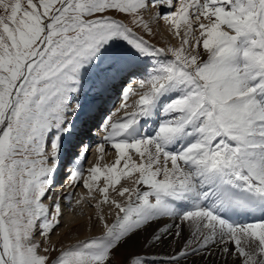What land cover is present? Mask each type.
<instances>
[{
  "label": "snow or ice",
  "instance_id": "snow-or-ice-1",
  "mask_svg": "<svg viewBox=\"0 0 264 264\" xmlns=\"http://www.w3.org/2000/svg\"><path fill=\"white\" fill-rule=\"evenodd\" d=\"M160 21L178 46L145 38ZM122 74L142 75L145 90L133 111L104 120L97 150L110 143L114 163L84 176L85 145L68 173L99 192L101 233L57 250L48 240L61 203L44 200L74 146L75 97ZM122 178L133 186L117 189ZM153 223L147 244L182 247L123 264H264V0H0V264H114Z\"/></svg>",
  "mask_w": 264,
  "mask_h": 264
},
{
  "label": "bare ground",
  "instance_id": "bare-ground-1",
  "mask_svg": "<svg viewBox=\"0 0 264 264\" xmlns=\"http://www.w3.org/2000/svg\"><path fill=\"white\" fill-rule=\"evenodd\" d=\"M151 26H152V28L154 30V33H155L156 32V26L159 27V25L156 24V23H153ZM158 27H157V29L159 30ZM177 40H178V44L176 46H178L179 43H180V41H179L178 38H177ZM154 42L157 44L155 46H157V47L159 46L160 47V46H162V44L165 45L166 39L163 36H161V38L155 40ZM156 62H157L156 60H150L147 63V65L150 66L149 69L151 68L152 64H154ZM125 76L128 77V75L122 74L121 76H118L119 78L116 77L118 79H114V80L110 81L109 82V88H108L109 91L112 90V93L113 94L116 93V91L118 90V88H116L117 87L116 84L119 85L120 84V81H122V77H125ZM140 79H142V78H140L139 75H136L135 78H134V80L132 81L133 83L130 84V85L132 87H136V86L137 87H140L139 84L137 83L138 80H140ZM89 84L90 85H88L87 87L85 86L83 92L81 93L84 98H89L90 97V100H88L87 104L89 102H91V100L94 98V96H93V95H95L94 90H96L94 88V86H91V82ZM90 95H92V96H90ZM83 97H81L80 94H79V95H77L75 97V100H78L80 102L81 100L84 99ZM128 98H129V94H128V97H127L126 100H124L122 98V103H125L126 101H128ZM137 100H138V97L136 98L135 101H137ZM119 109H122V108L119 107ZM97 110H98V107H97ZM133 110L134 109H132V110H125V111L121 112L119 116L113 117L112 118V121L119 120L121 117H123L125 115V113H130ZM109 113H110V110H109ZM104 114H105V112L103 113V115ZM98 117H99V111H97L96 114L94 113L91 116V120L90 119L89 120L87 119V121L85 120L86 122H84V125L82 124L83 126L80 127L79 133L77 134V137L75 138V142L77 143V146H82V143L81 142H82L83 139L87 140L88 135L90 134V130L87 131L86 130V127L88 126L87 128L90 129V127L96 126L98 124V121H97L98 120ZM156 119H157L156 117H153V119L150 120V121L153 122ZM156 126H157L156 123H154V125H152V126H149V128H147V130L145 131V133H151V132H153V130H154V128ZM76 127H78V125ZM106 134L100 136V139H98V143H100V144L104 143V136ZM106 146H109L110 147L111 145H110V143H105L104 149L106 148ZM97 149H98V147H97ZM65 150H66V146H65ZM132 155H133V159H135V153H133ZM115 158H116V153L110 159L109 162H106L104 160V158H103L102 152H98V150H97V158H96V161H95V163H94L93 166H99V167H101L103 169L105 166H110L111 164H113L114 161H115ZM61 161H62V156H61ZM137 162H138V157H137ZM79 166L82 168V166L80 164H79ZM67 176H68V174H66L65 177H67ZM63 178H64V174H61L60 175V167H59L58 172L55 175V183L57 182L58 185H61L60 190L57 191L54 194L52 193V188H53V186L55 184L54 183L52 185L50 191H49V194H48L49 196L52 197V199H51V201L47 199L46 202H45V204L54 203L57 200L59 202H61V205H62L61 210H63V214H62L63 221L61 220L62 221V226L60 227V225H59L60 228L57 227L58 233H60L59 237H62L63 239H66V237H67V235H65L66 234V230L67 231H68V229L69 230L70 229H73L74 230L75 228H77L78 233H77L76 236H74V238H72L74 240H80V239H84V238L89 237V236L92 237V236L100 235V233H101V225H99L97 223V216H98V214L100 212V209H96V213H92L90 215L89 222H87L88 220H82V218H81L80 215L77 216L76 214L81 211V208L79 206L80 203L77 204L76 201L77 200H80V201L84 200V195L81 194L82 195L81 196L79 194V197H77L76 195L74 196V191L77 190L76 187H73L72 186V184H71V182H70L69 179H68V183L66 185H64L63 184L64 181L62 182V179ZM123 179L124 178H122L121 180H123ZM129 180L131 181V184H132V180L131 179H129ZM99 186L100 187H103V180H101L99 182ZM132 186H133V184H132ZM123 187H125V186H123ZM119 188H121V187H118L117 189H119ZM93 194L94 195H97V197H99V199H100V195H99V192L98 191L93 192ZM65 196L67 197V200H62V198L65 197ZM113 196H115L116 198L118 197V195H117L116 192H115V194ZM118 199H121V198L118 197ZM102 210H103V214L107 218H109V220H111V217L109 216V212L110 211L114 212L115 210L114 209H110V208H104V206H102ZM74 216H76V217H74ZM69 217H71V220H73V221L68 223L66 221H67V219L70 220ZM61 221H60V223H61ZM168 223L171 224L172 221L169 220ZM163 226H164V224H163V222H161L160 223V227H163ZM86 227H88V229ZM156 227H157V225L155 223H153L152 227L148 228L147 231H142L139 234L138 237H134L135 243H129L128 246H130L131 244H133L135 246V248L137 249V253L140 252V251H142V253H143L142 255L149 256L148 259H151L152 257H155L157 260H158V258H162L166 254H171L172 252H174L178 248L182 247V244H183V241L182 240L181 241H178L176 243H170L169 240H165L162 243L161 242H154L152 244H147V241L148 240H151V234L153 233V230ZM185 236H187V232H185ZM59 237L55 236V238L53 240H58ZM69 238L70 237H68L67 239H69ZM220 263L222 264V262H219V264ZM180 264H205V262L203 260H201V258L199 256H189L186 261L185 260H181L180 261Z\"/></svg>",
  "mask_w": 264,
  "mask_h": 264
},
{
  "label": "rangeland",
  "instance_id": "rangeland-1",
  "mask_svg": "<svg viewBox=\"0 0 264 264\" xmlns=\"http://www.w3.org/2000/svg\"><path fill=\"white\" fill-rule=\"evenodd\" d=\"M144 15H145V19H148V13H145ZM158 25H159V27L156 26V32H155L154 36L148 37L146 35L145 38L149 39V42L151 44L157 45L154 41L159 39V38H161V36H163L166 39V43H165V45L162 44V46H160V47H168V46H173L174 47V46H176L178 44V40L172 34V32H170L168 30V26L165 25L163 23V21L159 22ZM157 27L159 28V30L157 29ZM147 67H150V66L147 65ZM128 80H131V79H129V77H128V79L124 78V80L120 81L119 85L116 84L117 85L116 88H118V90L114 94L111 92L112 93V94H110L111 98L108 99L106 107L103 106V103L106 101V99H104L105 101L104 100H100L99 101L98 110L99 111H100V109H103V110L99 113V117H98V120H97L98 124L96 126L90 127V129L89 128L86 129L87 131L90 130V134L88 135L87 140H85V139L82 140V142H81L82 146H77V143H75L74 144V145H76L75 148L74 147H70V149L72 150V151H70L71 155H72V153H76L78 155L79 152L82 150V148L85 145H87L86 159H83L81 161L82 169L84 170V176L88 175L87 170L89 168H91L94 165L95 161H96V158H97V147L100 144V143H98V139H100L101 135L106 134V132L103 130V124H104L105 118L111 116V120H112L113 117L119 116L121 112H123L125 110L134 109L135 108V103H136V101H135L136 98L138 97V99H139V95L142 94L143 90H145L144 88L137 87V86L136 87H131L129 85L130 82ZM125 88L130 89L128 101H126L124 103V104L128 105V107H124V109L123 108L119 109V107L121 106V103H122L123 90ZM80 96L83 97L82 94H80ZM90 96H92V95H90ZM86 99L88 101V100H90V97L89 98H84L83 100L80 101V103L84 102ZM74 103H75V100H74ZM117 109H119V111H117ZM109 110H110V113H109ZM83 111H85V110L82 107V109L79 112V114L75 116V119L79 118L80 115H81V112H83ZM103 111L105 112L104 115L102 114ZM114 154H115V150L112 149L111 146L110 147L106 146V148L102 152L103 158H104V160L106 162H109L110 159L114 156ZM135 159L137 160L136 155H135ZM62 160H65V158L62 159ZM68 179H69V176H67L64 180H62V182L64 181L63 182L64 185L67 184ZM82 184H83V177H81V180H80V185L81 186L76 187L77 190L74 191V196L76 195L77 197H79V194L80 195L81 194L84 195V200H82L80 202V204H79V206L81 208V211L79 213H77L76 215L77 216L80 215L82 220H88L87 222H89L90 215L92 213H96V209H97L95 207H91L90 205H94L97 202V200L99 199V197H97V195H94L93 193H92V196H89L88 191L83 188ZM123 186L131 188L132 187L131 181L128 178H124L123 180H121L120 184L117 185V188L118 187H123ZM60 187H61V185H58V183L56 182L54 184L53 188H52V193L54 194L57 191H59ZM114 194H115V192L110 189L109 190V199L110 200L112 198H116L115 196H113ZM65 197H63L62 200H67V199H65ZM116 199H118V197ZM46 200L47 199L44 200V203L46 202ZM103 206H104V208H110L109 205H103ZM61 207H62V205H61ZM62 214H63V210H62ZM74 217H76V216H74ZM69 218H70V220L67 219V221H66L68 223L73 221V220H71V217H69ZM61 220L63 221V217L62 216H61ZM62 221L60 223V227L62 226ZM60 227H58V228H60ZM86 228L88 229V227H86ZM75 229L74 230L73 229H70V230L68 229V231L66 230V234L65 235H67V237H66V239H63L62 237H59L60 233H58V230L56 228L50 234V238L48 240V246H53L54 245L57 248V250H59L61 248H67V247H69L71 245L76 244L78 241H83V240H86L87 238L90 237L89 236V237H86V238L80 239V240L72 239L78 233L77 228H75ZM55 236L59 237L58 240H53L55 238ZM68 237H70V238L67 239ZM40 239H41V237L37 233V235L35 237V240L39 241ZM43 247H44V245L42 244L41 248H43ZM133 253H137V249L135 248V246L133 244H131L130 246L121 247V248L117 249V251H116V253H115L114 257H113L114 264H123L125 258L128 257L129 255L133 254ZM138 253H140L141 255L143 254L142 251H140ZM142 256H144L146 259H148V257H149L147 255H142ZM160 259L161 258H158L157 261H159Z\"/></svg>",
  "mask_w": 264,
  "mask_h": 264
}]
</instances>
